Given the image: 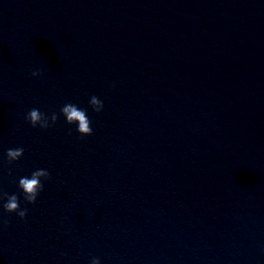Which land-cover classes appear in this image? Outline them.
<instances>
[{
    "label": "water",
    "instance_id": "water-1",
    "mask_svg": "<svg viewBox=\"0 0 264 264\" xmlns=\"http://www.w3.org/2000/svg\"><path fill=\"white\" fill-rule=\"evenodd\" d=\"M0 192V264H264V0H0Z\"/></svg>",
    "mask_w": 264,
    "mask_h": 264
},
{
    "label": "clouds",
    "instance_id": "clouds-1",
    "mask_svg": "<svg viewBox=\"0 0 264 264\" xmlns=\"http://www.w3.org/2000/svg\"><path fill=\"white\" fill-rule=\"evenodd\" d=\"M38 74L39 73L36 71L31 73L34 77ZM89 106L94 112L98 113L103 108V102L96 96H92L89 100ZM60 114L64 117L67 124H75L77 126L76 132H78L81 137L92 134V128L90 127L91 122L85 110L78 108L72 103H67L60 109ZM25 120L33 128L38 126L41 129H47L50 127L49 121H51L52 124L56 123L57 115L53 113L49 117L42 113L39 109L33 108L27 112ZM23 153L24 149L22 147L8 149L5 154L7 163L11 164L12 162L17 161ZM49 176L50 174L47 170L37 169L31 173L30 177H21L19 179L18 189L22 192L26 204L35 203L38 193L43 190L41 180H47ZM0 200H6V202L2 205L3 210L6 213L15 212L21 220L24 219L28 209L26 207L21 209L17 195H8L7 193L0 192ZM90 264H100V261L98 258H93Z\"/></svg>",
    "mask_w": 264,
    "mask_h": 264
}]
</instances>
